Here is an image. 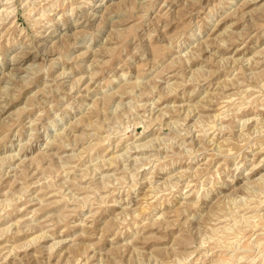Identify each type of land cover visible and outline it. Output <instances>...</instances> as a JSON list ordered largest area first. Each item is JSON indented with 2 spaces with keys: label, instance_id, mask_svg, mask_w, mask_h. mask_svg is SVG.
Here are the masks:
<instances>
[{
  "label": "rangeland",
  "instance_id": "1",
  "mask_svg": "<svg viewBox=\"0 0 264 264\" xmlns=\"http://www.w3.org/2000/svg\"><path fill=\"white\" fill-rule=\"evenodd\" d=\"M0 264H264V0H0Z\"/></svg>",
  "mask_w": 264,
  "mask_h": 264
},
{
  "label": "bare ground",
  "instance_id": "2",
  "mask_svg": "<svg viewBox=\"0 0 264 264\" xmlns=\"http://www.w3.org/2000/svg\"><path fill=\"white\" fill-rule=\"evenodd\" d=\"M10 13V12H9ZM6 14V16H7V13H5ZM9 15V14H8ZM58 39V38H57Z\"/></svg>",
  "mask_w": 264,
  "mask_h": 264
}]
</instances>
